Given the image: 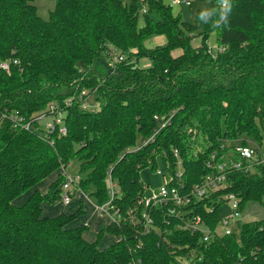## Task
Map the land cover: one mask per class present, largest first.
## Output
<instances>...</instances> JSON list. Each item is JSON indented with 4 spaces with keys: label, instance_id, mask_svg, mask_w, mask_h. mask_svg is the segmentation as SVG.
Here are the masks:
<instances>
[{
    "label": "trees",
    "instance_id": "16d2710c",
    "mask_svg": "<svg viewBox=\"0 0 264 264\" xmlns=\"http://www.w3.org/2000/svg\"><path fill=\"white\" fill-rule=\"evenodd\" d=\"M139 1L56 0L44 20L32 0H0V62L11 67L0 70V264H264V219L239 222L232 235L217 233L226 196L239 199L242 213L251 202L264 205V165L256 173H227L226 186L178 208L187 215L154 210L149 233L141 220L150 191L142 171L163 168L173 187L183 184L189 193L216 173L209 162L222 143H262L264 0H233L229 25L218 29L186 23L162 0H141L147 7L141 27ZM213 32L216 52L208 45ZM152 36L166 43L146 47ZM194 37L201 46H192ZM112 52L124 57L114 69L107 62ZM84 89L96 111L66 105ZM52 104L66 113L65 136L46 135L38 122L36 131L14 129L2 117L17 111L30 121ZM156 116L170 124L138 150L159 129ZM76 158L86 174L80 189L99 205L109 201V178L119 190L120 225L109 223L92 243L84 238L88 226L75 224L81 207L71 216H43V204L61 198L64 175L46 194L37 188ZM32 189L27 202L15 205ZM196 216L213 234L207 242L200 229L178 228L182 217ZM106 232L118 240L101 250Z\"/></svg>",
    "mask_w": 264,
    "mask_h": 264
},
{
    "label": "built area",
    "instance_id": "2783aa9c",
    "mask_svg": "<svg viewBox=\"0 0 264 264\" xmlns=\"http://www.w3.org/2000/svg\"><path fill=\"white\" fill-rule=\"evenodd\" d=\"M188 0H174L172 2L173 5H182L188 3ZM108 66L112 69L115 68L116 64L122 62L124 57L119 55L117 52H112L108 55ZM17 63V62H15ZM0 70L5 71L6 73H10L11 67L9 62H0ZM90 99L93 100L94 104L90 103ZM75 102L80 103L81 110L83 111H96L97 103L93 95L86 89L82 91H76L67 101L66 105H72ZM65 111L59 108L58 105L52 104L42 113L35 115L30 121H26L19 112H6L4 111L2 117L10 121L12 127L14 129H22L26 131L35 130L34 124L36 122L40 123L41 120L52 117L53 123L45 128V134H52L54 132H58L60 135L65 136L67 134V130L65 128ZM155 120L160 123L159 129L155 132V134L148 140L143 141L142 145L139 149L144 146H147L154 139L155 135L158 132L165 128L170 124V119L162 120L159 117H155ZM230 142L222 143L221 148L217 150L211 156V161L209 162V167L213 170H217L216 173H212L208 175L205 180L199 184L195 185L189 193L184 192V185H180V187H173L171 182L173 178L163 169L160 168L156 174L165 178V184L162 185L157 193H153L150 189L148 194L145 196L143 200V211L141 213V220L143 224L144 233H149L154 228V219L152 217V212L156 209L161 208H169V211L172 214L178 213V215H187V212L180 211L178 208H185L191 205L194 201L203 200L208 196V193H213L218 191L220 188L226 186L227 180L226 175L232 171H242L246 173H256L257 165H264V160L262 158V152L259 148L252 147L250 145L242 146H229ZM220 152H226L225 154L218 157ZM175 156L178 157V151L175 150ZM66 172V169H62ZM64 175V182L61 186V199L65 205H70L72 203L73 197L76 195V192L83 193L87 198L89 196L80 189L81 176H69L67 174ZM182 175L181 170L176 174L177 178H180ZM108 194L109 201H107L103 205H97L96 209L100 212L108 214L111 219L112 224L120 225L121 223V214L119 209L116 207L115 199L119 194V190L117 188L116 183L109 178L108 181ZM225 203L229 205L231 210V218L235 220L239 218L242 212L240 211V202L239 199L235 195H228L225 197ZM224 203V204H225ZM185 224H180L179 229H190L193 231L202 230L204 233V241H209L213 234L207 228L205 229L202 219L199 216L192 218H184ZM228 219V220H227ZM231 229L230 218L223 219L221 223V227L224 228V232L220 233L219 230L217 233L219 235H232L238 229ZM241 223V222H240ZM87 226V225H86ZM219 228V229H220ZM236 233V232H235Z\"/></svg>",
    "mask_w": 264,
    "mask_h": 264
},
{
    "label": "rangeland",
    "instance_id": "374dc122",
    "mask_svg": "<svg viewBox=\"0 0 264 264\" xmlns=\"http://www.w3.org/2000/svg\"><path fill=\"white\" fill-rule=\"evenodd\" d=\"M127 3H130L131 0H125ZM164 4L172 6L174 14H180L183 21L188 24L196 25L197 23H201L197 20L196 14L199 12L201 7H212L214 0H188V3L182 5H173L172 2L174 0H162ZM32 4L37 7L38 15L43 18L44 20H49L50 14L55 9L56 0H32ZM139 8H140V17H139V26L144 25V14L147 12V7L139 1ZM152 18L158 19L156 14H151ZM164 36H152L145 41V46L148 48H154L157 45H164L166 43V38ZM202 39L201 37H194L192 40L193 47L201 46ZM208 45L213 49L214 52L217 50V34L215 32L210 34L208 39ZM141 65L144 67L150 66L149 60H143ZM93 100L90 99V103ZM99 109V105H97ZM53 123L52 117H47L40 121L41 127L45 130V128ZM264 135V132H263ZM250 146L259 148L262 152V158L264 160V136L261 144L256 143L253 140L247 139ZM141 144V141H139ZM138 143V144H139ZM239 142H231L229 146H236ZM67 174L69 176H81V178H85L86 174L80 173V161L76 158L74 159L70 165L66 168V172L62 169L57 173H54L47 179H45L42 183L38 185V190L46 194L49 190L50 185L55 182L60 175ZM142 181L148 185L153 193H157L159 188L165 184V178L162 176L157 175L155 172L151 171L150 169H146L141 173ZM34 189L30 190L28 193L24 194L23 196L19 197L15 200V205L21 206L29 199V196L32 194ZM61 197V196H60ZM264 201V199H263ZM99 205V201L94 197L91 196L87 198L83 193L76 192V195L72 199V203L70 205H65L60 198L53 204L45 203L43 204V216L44 217H57L60 215L71 216L76 214L80 207L82 208V212L79 215V218L75 221L77 225H87L88 228L84 233V238L88 242H95L99 237L98 233L106 228L109 223L111 222L110 217L108 214L100 212L96 209V206ZM222 215L225 218H230V225L231 229L237 228V220L241 223L252 221V220H263L264 219V205L261 203L251 202L247 204L246 209L240 215L239 218L233 220L231 218V210L228 204H223L222 206ZM228 220V219H227ZM219 232H224V228L221 227ZM238 233V231H235ZM117 237L108 234L107 232L103 235L100 239L99 248L101 250L106 249L112 246L115 242H117Z\"/></svg>",
    "mask_w": 264,
    "mask_h": 264
},
{
    "label": "clouds",
    "instance_id": "9594fccd",
    "mask_svg": "<svg viewBox=\"0 0 264 264\" xmlns=\"http://www.w3.org/2000/svg\"><path fill=\"white\" fill-rule=\"evenodd\" d=\"M233 7V0H215L214 6L201 7L196 18L203 24H209L212 29L223 28L230 23Z\"/></svg>",
    "mask_w": 264,
    "mask_h": 264
},
{
    "label": "crops",
    "instance_id": "0c3cea01",
    "mask_svg": "<svg viewBox=\"0 0 264 264\" xmlns=\"http://www.w3.org/2000/svg\"><path fill=\"white\" fill-rule=\"evenodd\" d=\"M163 38H164V37H163ZM157 46H158V45H157ZM99 66H101L102 69H105V64H104L103 61H101V62L99 63Z\"/></svg>",
    "mask_w": 264,
    "mask_h": 264
},
{
    "label": "water",
    "instance_id": "95a60500",
    "mask_svg": "<svg viewBox=\"0 0 264 264\" xmlns=\"http://www.w3.org/2000/svg\"><path fill=\"white\" fill-rule=\"evenodd\" d=\"M105 69H106V67H105Z\"/></svg>",
    "mask_w": 264,
    "mask_h": 264
}]
</instances>
